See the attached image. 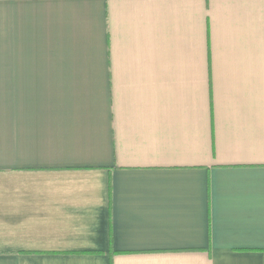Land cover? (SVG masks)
<instances>
[{
    "label": "crops",
    "instance_id": "1",
    "mask_svg": "<svg viewBox=\"0 0 264 264\" xmlns=\"http://www.w3.org/2000/svg\"><path fill=\"white\" fill-rule=\"evenodd\" d=\"M0 264H264V0H0Z\"/></svg>",
    "mask_w": 264,
    "mask_h": 264
}]
</instances>
